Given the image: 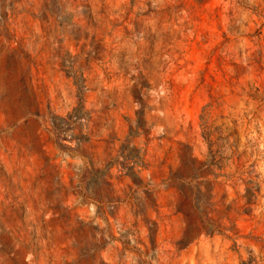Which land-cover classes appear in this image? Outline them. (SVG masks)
<instances>
[{
    "label": "rangeland",
    "instance_id": "1",
    "mask_svg": "<svg viewBox=\"0 0 264 264\" xmlns=\"http://www.w3.org/2000/svg\"><path fill=\"white\" fill-rule=\"evenodd\" d=\"M0 264H264V0H0Z\"/></svg>",
    "mask_w": 264,
    "mask_h": 264
}]
</instances>
